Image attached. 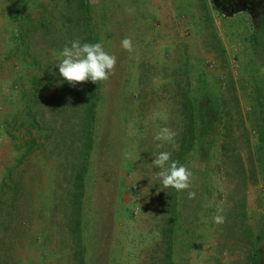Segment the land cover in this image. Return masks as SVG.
I'll use <instances>...</instances> for the list:
<instances>
[{"label":"rangeland","instance_id":"obj_1","mask_svg":"<svg viewBox=\"0 0 264 264\" xmlns=\"http://www.w3.org/2000/svg\"><path fill=\"white\" fill-rule=\"evenodd\" d=\"M180 1L84 0L97 42L116 57L123 55L130 73L127 113L110 111L122 98L107 94L111 106H106L105 118L112 128L101 127L102 101L95 105L97 147L88 163L84 195L74 198L73 164L81 161L76 157L77 128H68L78 120L80 111L71 108L77 107L84 81L71 85L69 98L62 95L55 54L74 39L84 42V23L79 19L71 27L63 22L55 0H0V264H79L80 247L72 243L71 230L78 210L84 264H163L167 206L179 200L185 208L179 209L182 218L171 223L172 230H179L178 241L188 249H180L177 259L184 264H246L247 235L233 220L239 213L234 203L244 201L243 220L256 233L264 215V181L259 173L245 181L235 177L239 162L230 150L236 146L242 164L250 167L248 147L254 149L257 133L247 114L258 87L242 69L252 34L255 50L262 52L264 0H205L207 11L204 0H182L189 1V11L179 18ZM125 37L132 39L131 52L121 47ZM260 60L258 75L264 78L262 55ZM191 65L193 71L205 68L219 82L220 97L236 110L238 98L244 123L237 113L233 123L226 119L224 133L234 146L225 137L220 153L205 162L208 190H202L203 196L194 171L202 168L197 161L190 188L183 191L162 189L151 166L152 154L170 150V144L154 140L156 132L181 128L174 81L183 83ZM106 138L116 149L101 155ZM217 214L224 221L228 217V224L214 223ZM259 246L264 251V244Z\"/></svg>","mask_w":264,"mask_h":264},{"label":"trees","instance_id":"obj_2","mask_svg":"<svg viewBox=\"0 0 264 264\" xmlns=\"http://www.w3.org/2000/svg\"><path fill=\"white\" fill-rule=\"evenodd\" d=\"M35 1V0H34ZM56 6L59 8L58 16L62 19L63 22H66L71 27H77L79 19H82L84 25V41L97 42V36L93 33L91 25L89 23V14L85 10L87 4L84 0H55ZM187 4L189 1L183 2L180 1L179 5H176L178 11V17L182 18L183 15H187L188 8ZM204 9L207 11V3L204 0L203 3ZM19 12H16L13 16H17ZM208 13V12H206ZM261 24L264 27V6L261 8ZM191 15V14H190ZM210 17V16H209ZM215 35V34H214ZM249 51L246 54V65L242 70L247 75V80L257 85L258 89L254 87L252 92L253 101L250 104L251 111L248 112V120L253 123V126L256 129V138L254 149L249 148V159L248 163L250 167H245L241 162V153L234 146V141L230 138V135L226 136L225 131L227 128V121L233 123L234 113L238 114V119L243 123L241 111L239 108L238 98L236 102V108H233L227 101H224L220 97V85L216 79L211 76L205 68H197L195 71L191 68H186L184 74H186L185 80L183 83H180V80H176L177 86V95H178V107L180 112V121L181 128L176 133L174 143L178 144V149L172 148L170 145V150L172 152V158L179 161L182 164H185L187 167L194 170V166L197 167V162L202 165L201 170H194L195 174L199 176L201 180L200 189L203 196L204 191H206L205 177L208 176V172L205 169V162L209 158L216 156L220 153V142L224 141L225 137H229V143L234 147L230 150L232 153L231 157L238 160L239 164L234 166L236 168L235 177H238L240 181H245L249 177L252 179L257 178V173L261 176L264 181V78L259 77V66L261 64L260 55L264 57V39L260 41V48L262 52L255 50L256 36L251 35ZM218 42V40H216ZM114 53L112 50H107ZM123 55H117V62L113 73L109 76L106 81H100L98 83L91 81H84V84H80V94L78 99L74 102L77 106L76 108H71L74 112H79L78 120L75 122L73 127H69L70 131L77 128V141L76 146L78 149L79 156H76L81 162L78 164H73V176L72 185H71V196L77 198L84 195V181L90 177V167L88 163L91 159V154L93 148H96L97 143H95V131L97 130L96 120L94 111L95 105L97 102L102 101V110L101 113L103 118V123L101 127L103 128L104 124L108 121L109 117H106L105 108L109 109L111 104H107V94L113 93L117 98H122L118 101V106L113 104L110 111L115 114H118L121 109L124 110V113L128 112V81L130 66L127 60H124ZM48 71V70H47ZM46 71V72H47ZM61 80L59 81V90L62 95L67 94L68 98L70 97L69 88L71 83L64 80L60 76ZM111 83V84H110ZM110 84V85H108ZM83 85V86H82ZM104 110V111H103ZM107 110L108 116L110 112ZM236 110V111H235ZM119 115V114H118ZM32 118L34 115L31 116ZM121 118L125 117L124 114L120 115ZM105 119V120H104ZM127 119V118H124ZM244 124V123H243ZM107 128H112L113 123H106ZM65 128V127H63ZM111 132H108V134ZM74 137V138H75ZM232 137V136H231ZM101 140V139H100ZM99 140V141H100ZM112 139L106 138L100 149L101 155L106 151L114 152L116 147L111 146ZM75 146V147H76ZM225 149V145L223 146ZM108 154V153H107ZM109 155V154H108ZM201 157V158H197ZM230 158V156H229ZM197 161V162H194ZM233 166V165H232ZM217 168L222 172L224 167L221 163L216 165ZM204 189V191H202ZM208 190V189H207ZM181 201H169L168 202V212L167 219L165 224L170 222L168 225L169 230L165 228L167 243L165 244L164 252L162 254L165 256V262L163 264H184L182 260L177 259V255L181 253L182 248L188 249L183 243L179 242L180 234L172 230V224L178 222L181 217L182 209L185 208V205L178 204ZM77 205V204H76ZM234 206L237 207L239 213L234 216L233 220L239 224V227L242 231V234L246 238V245L248 246L247 261L246 264H264V251L261 250L259 246L260 243L264 244V215L260 218L256 226V233L252 232L251 227L247 225L245 220V203L243 200L238 199L235 201ZM74 209V208H73ZM75 210V209H74ZM77 220L74 225L71 227L72 233L75 236L72 239V243L78 245L80 252L76 255L79 257V264H84L85 256L83 254L85 247L82 244V220L80 217V211H74ZM228 219L225 218L224 223L228 224ZM166 227V226H165ZM225 228V227H224ZM170 232V233H169ZM178 245V249L176 245ZM181 246V248L179 247Z\"/></svg>","mask_w":264,"mask_h":264},{"label":"clouds","instance_id":"obj_3","mask_svg":"<svg viewBox=\"0 0 264 264\" xmlns=\"http://www.w3.org/2000/svg\"><path fill=\"white\" fill-rule=\"evenodd\" d=\"M130 13L133 9H128ZM121 47L128 52L133 50V42L130 37H125L120 42ZM55 65L60 76L71 84L76 82L91 81L98 83L106 81L113 73L117 57L105 49L101 42H82L74 39L66 43L56 54ZM176 133L168 127H161L155 134L154 140L168 143L174 149L179 145L174 143ZM152 154V153H151ZM126 158H132L131 153H126ZM154 159L151 162L155 171V178L162 189L172 188L176 191H183L190 188L192 171L185 164L172 158L171 151H159L152 154ZM144 192V190H143ZM148 192V191H147ZM144 194H147L144 192ZM189 198L195 197V192L188 193ZM222 210H218V213ZM213 222L221 224L224 216L217 214Z\"/></svg>","mask_w":264,"mask_h":264},{"label":"built area","instance_id":"obj_4","mask_svg":"<svg viewBox=\"0 0 264 264\" xmlns=\"http://www.w3.org/2000/svg\"><path fill=\"white\" fill-rule=\"evenodd\" d=\"M98 0H87L89 3L97 2Z\"/></svg>","mask_w":264,"mask_h":264}]
</instances>
